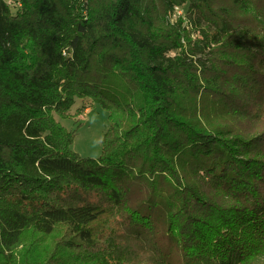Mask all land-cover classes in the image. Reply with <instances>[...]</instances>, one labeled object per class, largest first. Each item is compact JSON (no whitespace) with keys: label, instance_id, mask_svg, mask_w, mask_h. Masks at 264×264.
I'll return each instance as SVG.
<instances>
[{"label":"trees","instance_id":"1","mask_svg":"<svg viewBox=\"0 0 264 264\" xmlns=\"http://www.w3.org/2000/svg\"><path fill=\"white\" fill-rule=\"evenodd\" d=\"M226 1L0 0V264H264V0Z\"/></svg>","mask_w":264,"mask_h":264},{"label":"rangeland","instance_id":"2","mask_svg":"<svg viewBox=\"0 0 264 264\" xmlns=\"http://www.w3.org/2000/svg\"><path fill=\"white\" fill-rule=\"evenodd\" d=\"M142 4L144 7L147 6V19H151V25L155 30L163 31L164 28L175 27L177 15L172 19L169 18V15L165 18L164 0H142ZM212 4L216 7L228 6L226 0H212ZM184 10V8L179 9L182 14H185ZM70 114L73 119L56 118L68 131L77 133L71 149L83 158H99L102 154V143L109 124L108 112L96 102L77 100ZM108 221L109 219L107 223Z\"/></svg>","mask_w":264,"mask_h":264},{"label":"built area","instance_id":"3","mask_svg":"<svg viewBox=\"0 0 264 264\" xmlns=\"http://www.w3.org/2000/svg\"><path fill=\"white\" fill-rule=\"evenodd\" d=\"M177 14H182V12H181V11H179V8L177 9Z\"/></svg>","mask_w":264,"mask_h":264}]
</instances>
